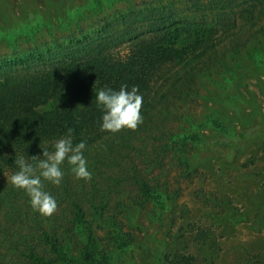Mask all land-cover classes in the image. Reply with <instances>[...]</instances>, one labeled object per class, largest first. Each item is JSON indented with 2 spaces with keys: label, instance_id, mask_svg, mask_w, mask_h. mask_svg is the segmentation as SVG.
<instances>
[{
  "label": "rangeland",
  "instance_id": "374dc122",
  "mask_svg": "<svg viewBox=\"0 0 264 264\" xmlns=\"http://www.w3.org/2000/svg\"><path fill=\"white\" fill-rule=\"evenodd\" d=\"M39 2L49 18L8 26L1 6L9 4L20 19L21 0H0V79L60 64L100 43L123 51L118 42L125 32L161 15L206 19L210 27L226 21L215 37L229 36L135 130L86 146L91 179L78 180L67 161L61 165V183H45L57 203L51 216L34 211L6 176L0 182V264H38L34 257L55 256L53 245L78 257L90 229L113 264H255L264 255V144L255 140L233 160L199 161L193 144L183 147V134L218 111L241 114L234 82L264 112V74L256 69L264 62V1L107 0L65 17L59 7ZM250 114L238 115L235 126ZM145 185L174 201L160 224Z\"/></svg>",
  "mask_w": 264,
  "mask_h": 264
},
{
  "label": "trees",
  "instance_id": "16d2710c",
  "mask_svg": "<svg viewBox=\"0 0 264 264\" xmlns=\"http://www.w3.org/2000/svg\"><path fill=\"white\" fill-rule=\"evenodd\" d=\"M105 2L107 0H66L63 5H56L45 0V6L59 7V17H65L82 8L102 7ZM18 11L20 19L9 4H3L4 23L10 26L16 20L42 22L50 17L39 0H21ZM224 26L226 21L223 24L219 20L216 27H210L206 19L161 15L145 27L125 32L118 42L123 45V51L116 48L110 51L109 43H100L91 50L72 54L60 64L0 79V182L18 171L16 158L23 157L26 162L35 164L32 156H41L43 150L52 151L54 142L67 135L68 129H72L73 145L83 141L89 146L118 135L119 132L100 130L102 113L95 103L98 89L137 87L143 97L140 110L143 120L165 103L180 82L224 47L223 41L229 33L215 37ZM239 35L240 31L233 36ZM256 69L264 74V62L257 64ZM238 86L239 83L232 84L237 92L235 105L241 113L238 115L241 117L247 109L252 114L247 120L243 118L245 123L240 128L234 123L239 119L237 113L231 114L229 110L218 111L190 126L183 134V147L188 142L193 144L197 160H233L255 140L264 144V112L255 100L244 98ZM142 192L147 201L150 198L155 201V222L160 224L171 213L173 199L155 193L147 185L142 187ZM84 238L86 242L78 257L67 250L61 252L53 245L54 257L34 259L38 264H113L110 255L99 248L101 240L92 229L84 233ZM259 258L255 264H264V255Z\"/></svg>",
  "mask_w": 264,
  "mask_h": 264
},
{
  "label": "clouds",
  "instance_id": "9594fccd",
  "mask_svg": "<svg viewBox=\"0 0 264 264\" xmlns=\"http://www.w3.org/2000/svg\"><path fill=\"white\" fill-rule=\"evenodd\" d=\"M142 100L135 86L130 90L127 85H122L119 90L98 89L95 103L102 113L100 130L112 134L125 129L135 130L142 123ZM71 133L72 129H68L67 135L56 140L52 151L43 150L41 156H32L35 164L26 162L23 157L14 161L18 171L8 178V182L27 194L32 209L41 216H51L57 208L55 198L45 190V183H61L64 175L61 165L65 161L76 179H91L83 152L86 145L83 141L73 145Z\"/></svg>",
  "mask_w": 264,
  "mask_h": 264
}]
</instances>
